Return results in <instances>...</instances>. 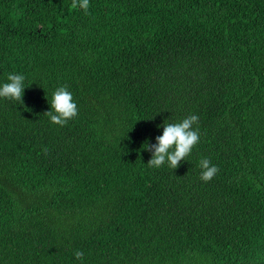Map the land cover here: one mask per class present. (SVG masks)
<instances>
[{
  "label": "trees",
  "instance_id": "obj_1",
  "mask_svg": "<svg viewBox=\"0 0 264 264\" xmlns=\"http://www.w3.org/2000/svg\"><path fill=\"white\" fill-rule=\"evenodd\" d=\"M71 3L0 0V86L25 77L0 98V264H264V0ZM190 115L188 159L149 167Z\"/></svg>",
  "mask_w": 264,
  "mask_h": 264
},
{
  "label": "clouds",
  "instance_id": "obj_2",
  "mask_svg": "<svg viewBox=\"0 0 264 264\" xmlns=\"http://www.w3.org/2000/svg\"><path fill=\"white\" fill-rule=\"evenodd\" d=\"M73 9H81L85 13L90 7V0H72ZM7 83L0 86V98L13 101H22L25 90V77L20 74H8ZM79 108L73 98V94L66 87H58L52 94L50 110L44 114L50 118V122L61 127L66 126L70 120L78 116ZM196 125L194 128L193 126ZM155 144L146 145L145 149L151 152L148 166L160 168L167 164L171 169H176L182 161H186L192 150L200 142L199 118L190 115L180 122L163 125V132L157 136ZM46 152L47 149H44ZM202 169L200 179L207 183L218 172V168L211 164L207 158L201 159ZM77 260H83L84 253L76 251Z\"/></svg>",
  "mask_w": 264,
  "mask_h": 264
}]
</instances>
